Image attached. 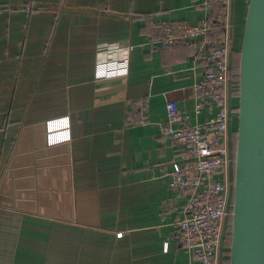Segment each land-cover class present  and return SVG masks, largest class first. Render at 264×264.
<instances>
[{
	"label": "crops",
	"instance_id": "0c3cea01",
	"mask_svg": "<svg viewBox=\"0 0 264 264\" xmlns=\"http://www.w3.org/2000/svg\"><path fill=\"white\" fill-rule=\"evenodd\" d=\"M200 2L0 0V264H189L161 125L170 100L193 113L206 45H157L153 25L196 23ZM125 55V73L96 75Z\"/></svg>",
	"mask_w": 264,
	"mask_h": 264
},
{
	"label": "built area",
	"instance_id": "2783aa9c",
	"mask_svg": "<svg viewBox=\"0 0 264 264\" xmlns=\"http://www.w3.org/2000/svg\"><path fill=\"white\" fill-rule=\"evenodd\" d=\"M233 0H201L204 17L196 23H156L160 31L153 43L171 46L178 41L203 39L206 50L199 55L204 72L192 84L195 94L193 113L166 103V122L161 132L174 148L175 159L170 187L185 197L184 217L178 222L180 241L189 256V264H222L224 234L229 227L232 208L234 151L232 132L237 106L230 69L233 51ZM212 4L220 6L223 32L218 45L208 47L212 23L208 18ZM120 50V44L113 45ZM131 46L123 48L126 53ZM128 70V55L96 64V75L112 76ZM237 97V96H236ZM214 113L202 121H192L203 108ZM147 104L140 100L127 114L129 121L142 123ZM232 213V212H231Z\"/></svg>",
	"mask_w": 264,
	"mask_h": 264
},
{
	"label": "water",
	"instance_id": "95a60500",
	"mask_svg": "<svg viewBox=\"0 0 264 264\" xmlns=\"http://www.w3.org/2000/svg\"><path fill=\"white\" fill-rule=\"evenodd\" d=\"M229 264H264V0H248L239 48Z\"/></svg>",
	"mask_w": 264,
	"mask_h": 264
},
{
	"label": "trees",
	"instance_id": "16d2710c",
	"mask_svg": "<svg viewBox=\"0 0 264 264\" xmlns=\"http://www.w3.org/2000/svg\"><path fill=\"white\" fill-rule=\"evenodd\" d=\"M247 1L244 4V9H246V7H247ZM219 13H220V6L212 4L211 7L209 8V14H208V18L212 23L208 37H210L212 42L209 44L208 47L218 45V43H219L217 41L218 37L221 36V34L223 32V29L221 27V21L219 19ZM239 48H240V46H239ZM239 48L235 47V43L233 44V51H232L231 65H230V69L232 72V79H233V82L235 84L234 87H235V93H236L235 98L236 99L234 100V103L236 104V106L238 104ZM235 132H236V130H235ZM228 223H229V228H228L229 234H228V236L226 238V242L224 244V255H223L222 264H229V248H230V243H231V212H230Z\"/></svg>",
	"mask_w": 264,
	"mask_h": 264
},
{
	"label": "rangeland",
	"instance_id": "374dc122",
	"mask_svg": "<svg viewBox=\"0 0 264 264\" xmlns=\"http://www.w3.org/2000/svg\"><path fill=\"white\" fill-rule=\"evenodd\" d=\"M246 9H242L240 11V15L237 13L235 16V35H234V39H235V47L239 48L240 46V42H241V37H242V32H243V26H244V21H245V11ZM239 16V17H238ZM237 101V100H236ZM235 101V102H236ZM237 103V102H236ZM234 126H237V114H235L234 116ZM236 129V128H235ZM232 140H233V151L235 149V140H236V132L235 130L232 132ZM229 228V227H228ZM226 230L225 234H224V244L226 242V238L229 234V230Z\"/></svg>",
	"mask_w": 264,
	"mask_h": 264
}]
</instances>
